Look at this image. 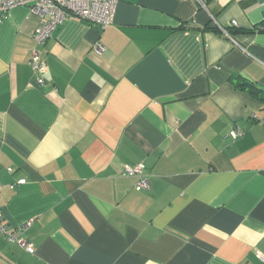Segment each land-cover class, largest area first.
<instances>
[{"label":"crops","instance_id":"0c3cea01","mask_svg":"<svg viewBox=\"0 0 264 264\" xmlns=\"http://www.w3.org/2000/svg\"><path fill=\"white\" fill-rule=\"evenodd\" d=\"M201 1L67 18L44 86L43 18L0 13V209L34 246L0 238V264H264V106L232 83L264 90V0ZM140 164L148 190L122 176Z\"/></svg>","mask_w":264,"mask_h":264},{"label":"built area","instance_id":"2783aa9c","mask_svg":"<svg viewBox=\"0 0 264 264\" xmlns=\"http://www.w3.org/2000/svg\"><path fill=\"white\" fill-rule=\"evenodd\" d=\"M194 1L204 6L201 0ZM117 4L118 0H0V13L3 14L4 18L8 13L7 11L24 6V8L28 7L32 14L43 18L41 25L36 29L35 35H33L36 46L29 59V65L36 77V85L44 86L46 83V66L40 60L41 50L39 47L44 46L58 27L64 23L63 21L70 17L83 20L105 30L113 22L112 19H114ZM255 32L264 33V23L257 26ZM103 51L104 47L98 44L96 52L101 54ZM229 135L231 139L238 140V138L240 139L244 136V133L241 129L236 128ZM123 168V177L138 178L137 188L139 190L149 189V182L144 175L145 167L143 164L130 167L125 166ZM7 171L13 173L12 168H8ZM25 183V180H20L16 185H25ZM16 185H12L11 187L14 189ZM2 188L0 183V192ZM32 225L33 221L29 220L17 227H12L0 209V238L8 243L17 244V246L30 254H34V246L27 240L26 233ZM260 261L264 263V256H260Z\"/></svg>","mask_w":264,"mask_h":264},{"label":"trees","instance_id":"16d2710c","mask_svg":"<svg viewBox=\"0 0 264 264\" xmlns=\"http://www.w3.org/2000/svg\"><path fill=\"white\" fill-rule=\"evenodd\" d=\"M217 29H215L216 31ZM229 34H233V32H229ZM232 83L236 87H240V89L247 90V92L255 98L257 101H259L264 106V90L261 88H258L257 86H254L251 82L249 83L247 80L243 79L240 80L239 77H235L232 79Z\"/></svg>","mask_w":264,"mask_h":264}]
</instances>
